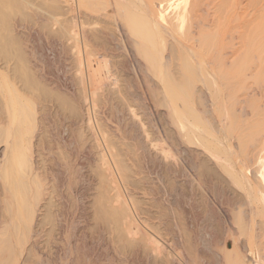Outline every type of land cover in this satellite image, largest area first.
Returning a JSON list of instances; mask_svg holds the SVG:
<instances>
[{
    "label": "rangeland",
    "instance_id": "rangeland-1",
    "mask_svg": "<svg viewBox=\"0 0 264 264\" xmlns=\"http://www.w3.org/2000/svg\"><path fill=\"white\" fill-rule=\"evenodd\" d=\"M2 1L0 0V172L2 175L1 166L4 167L11 153L10 143L13 139L8 133L22 132L21 145L26 154V163L29 164H26L24 174L26 172L29 173L28 176L31 175L29 179L24 176V183L28 180L26 184L30 185L33 177L35 183L36 179L40 181L38 186L39 183L43 184V189L37 187L38 191L33 190L32 186L37 185L34 182L29 187V193L31 189L34 192L29 194V197H34L29 199V209L33 214L29 225L32 224L30 227L33 230L30 232L35 234L29 233L28 237L25 236V226L16 222V219L14 221L20 226L12 224L13 227H10L6 223L3 224L8 220V216L4 214L5 206L10 204L6 199L12 196L13 192L0 175V195L4 197L0 196V264H15L16 261L17 264H172L170 259L175 257L177 264H190L181 260L180 254L183 250L190 251L198 264H215L214 251L225 248V241H234L238 236L230 224V228L227 226L226 217L230 212H236L241 199L240 190L227 175L221 174L222 170L216 166V160L208 150L192 143L185 144L172 112V108L182 110V100H176L175 105L171 102L173 106L169 103L171 99L163 93L158 74L148 59L137 51V57L147 69L145 70L130 57V45L125 33L142 46L146 45L145 42L128 31L123 19H116L118 13L113 14L112 9L104 4V0H80L79 5H76V1L73 8L68 3L69 0ZM144 2L145 5H154V11L150 12H160L156 11L157 7L159 10L165 8L161 10L165 14H159L162 22L168 24H164L167 29L163 34L171 35L174 32V36L172 34L173 38L167 40V37L171 36L165 34L164 48L171 47L177 53L185 45L188 49L194 47L199 50L184 34V26L188 30L187 8H194L193 0L181 2L185 10L180 2V6L175 3L173 9L169 0ZM166 2L169 5H166ZM206 2L209 6H202L210 13L207 20L211 17L209 21L212 24L218 23L222 14V2ZM82 3L83 5H80ZM146 11L151 15L147 9L144 10V15ZM180 11H184L183 14ZM147 17L151 19L153 16ZM179 17L185 20L182 21L183 29L180 26L182 24L178 25ZM168 19L169 22L166 23ZM74 21L77 22L76 32L71 30ZM121 23L122 26L118 25ZM172 24L177 25L171 27ZM178 26L182 33L178 31ZM178 32L182 36H179ZM177 36L182 37L183 41ZM174 37H177L176 42ZM170 40L174 42L169 43ZM85 43L86 49L83 48ZM140 49L139 47L138 50ZM194 49V53L204 61L207 55H211V59L209 56L208 58L212 61L221 57L220 52L216 55V51H221V48H214L215 51L210 48L213 53L209 52V47V50L200 47L197 52ZM161 51L164 56L169 53V49ZM173 51L167 56H172ZM199 52H202V55ZM173 55V58L176 57L174 53ZM209 59L206 61H210ZM222 61L220 63H223ZM173 62H170L166 71L172 75L174 82L180 80L181 83L180 60ZM213 62H208L210 67L215 64V70L222 74L221 78L219 72L216 74L214 71L210 74L213 80L210 77L208 79L212 80L213 85L217 80V93L216 90L213 91L215 86L209 82L203 83V80L200 84V78H197L200 82L197 79L193 82L194 90L188 103L194 101L190 106L199 117L204 112V125L216 126L213 133L217 138L229 141L231 149L235 142V145L238 144V147L232 149L233 152H238L237 166L242 167L247 177L253 181V155L257 145L254 129L236 117V104H233L236 103V94L230 92L232 98L229 94V91H232L231 86L235 88L236 82L233 67L228 73L227 66L228 70H224V63L222 70L218 62ZM219 77L221 81H226L227 85L229 83L230 88H225L223 83L219 82ZM202 86H205L206 95L200 92ZM220 87L224 88H221L222 93ZM17 102L19 107L21 106L18 110ZM213 102L218 104L219 110ZM214 115L217 118L219 116L218 120ZM9 116L10 119L7 120ZM220 119L221 132L217 129ZM105 141L112 146L111 153H116L112 160L115 154H108L111 148L108 151L107 146H111ZM181 143L182 146L189 147L188 151L182 148ZM118 159L121 161H118L120 166L127 170V180L123 179L121 174L117 175L119 169L113 161ZM105 162L112 168L121 197L126 201L127 213L124 206L119 207V203L115 201L117 191L112 188L111 178L105 172ZM38 193H41L42 197L35 198L34 194ZM34 201L39 204L35 205ZM2 207L4 208L1 209ZM127 215L133 218L129 219ZM56 219L61 220L64 226L63 239L59 235V238L55 236L57 231L53 223ZM131 220L141 228V233L136 234L138 231L131 225ZM12 228H15V231ZM229 236L232 237L231 240ZM150 239H154L155 243L150 242L154 241ZM13 245L16 248H13ZM54 245L60 246L58 253L54 251ZM157 245L162 248L159 249ZM155 246L159 251H156ZM166 253L173 257L169 258L171 256H166Z\"/></svg>",
    "mask_w": 264,
    "mask_h": 264
},
{
    "label": "bare ground",
    "instance_id": "bare-ground-1",
    "mask_svg": "<svg viewBox=\"0 0 264 264\" xmlns=\"http://www.w3.org/2000/svg\"><path fill=\"white\" fill-rule=\"evenodd\" d=\"M76 1L78 3L76 5H79V2L81 3L80 0H69L68 3L71 4L70 6H72V8H73V5L75 4ZM169 1H171L169 3L172 6V9H173V6L175 3L178 5V7L180 6L179 4L181 2L183 3V0L182 1L181 0H169ZM206 1L207 0H193L194 8H192V6L191 7L188 6L190 8V9L187 8V10H189L187 13H190V14L187 15V13H186V17L188 18L187 23H186L188 30H187V28L185 29V26L182 24L183 23L182 21H185L182 19V17H179V20L177 22H178V25L182 24V25H180V26H182V29L184 26V34H186V36H188L190 38V40L196 46H198L197 48H199V50H196V48L194 49V47L193 48L191 47L192 49L195 50V52L200 51V47L201 48L203 47L204 49L205 48L208 49V47H209V49L213 48V50H214V48H215V50H218L221 48V51L220 50L218 52L216 51V55H219L221 53L220 54L221 57H219V58H221L220 61L223 60L222 62L224 63V66H225L224 70L226 71L229 69L228 73H230V68L233 67L235 69L233 71V68H232V72L236 78V82L233 81L235 83V85L232 82L235 88H233V86H231L232 91L224 90V92L229 91V94H230V92L232 94H236V98H235L236 103L233 102V104H236V107H235L236 108V117H238L241 120L240 122L243 121L244 123L249 124L254 129V132H255L254 134H255L256 139H257V140L255 139V142L257 143V145L254 147V155H253V159H254L253 160V174H254V180L253 181L247 177V175L244 173V170L242 169V167L238 168V166H237L236 158H237L238 152H236L237 150H235L233 152L232 149L234 147H236L238 144L235 145V143H236L235 142L233 145V148L231 149L230 147H232V146H230L231 144H228L229 141L227 142L223 138H217L216 135L213 133V131L216 130V128H215L216 126L214 124H217L215 122H216V119L218 120L219 116L217 118L216 115H214V117H216V119L214 120L215 122L213 124L215 127L212 125L214 127V129H213V127H209V126L203 124L204 119L202 118V116H203L204 112L201 113L200 115H202V116L199 117L196 114L195 110L192 108V106H190L193 104L194 101L190 102V104L188 103L189 100L191 99V95H192L193 90H194L193 89L194 88L193 82L197 78H200L199 80L201 82L197 79L200 82V84L202 83V80H203V83L205 81L207 83L209 82L210 85H213V83H211V81L213 79L210 77L211 76L210 74L211 73L213 74L214 71H216V74H217V72H219L218 73L219 75L221 74L219 70H215V69H217L216 68L217 66L216 67L214 66L215 64L212 65V67H210L211 66L210 63H212L213 61L216 62L218 60L217 62L220 65L219 68L221 67L220 69L223 70V68H222V67H224L223 63H220L218 56H217L218 59L215 60L216 58H214V56L212 55V57L214 58L213 61L210 60L211 55L210 56L207 55V57H204V59L206 58L207 60L210 58L209 59L210 61H208L210 63H208L206 61V59L204 61L203 58H201V56L196 55L192 49H188V47H185L186 45L182 46V47L180 46L182 50L178 51V53L176 51H175L176 52L175 53L173 51V48L171 49V47L170 48H164L163 47L164 36L166 37L167 34L165 33L166 34L165 35V34H163V32L167 29V28L165 29V27L168 26V24L166 25L165 23L162 22V18L159 14L165 8L163 10L161 9L162 11L159 10L157 7L159 4L156 6L157 8H155L156 11H160L157 13L150 12V11H154L153 10L154 5L153 6L145 5L146 3L144 2V0H143V2H142V0H104V2H105L104 4H107L109 6V9H112V13L114 12L113 14L118 13V16L116 19H123V21L125 22L124 25L127 27L128 31L131 32L135 37L144 41L146 44L145 46H142L141 43H139L136 39L131 37L126 32L125 35H127L128 41H129L128 43L130 45L129 46L130 48L128 47L129 48L128 52L130 53L129 54L130 57H133L132 59H134V61H136V64L138 66H140V68L141 67L144 68L143 67L144 65H141L142 63L140 62L139 58L137 57L138 52L143 57H145V59H148L149 63L155 69V72L158 74L160 84L162 85L163 93L165 95H168V97H170L169 100L171 99L169 101L170 104L172 102V104L175 105L176 100H182L183 106L181 107L182 108L181 111H179L178 109H173L172 107H170V104H167V105H169V107L172 108L174 121L177 123V125H178V127L182 133V138L185 139L184 142L186 141L185 144L192 143V144H195V145H198V146L204 148V150L205 149L208 150V152H210L212 157L216 160V163H217L216 166H219L220 169L223 171V172L220 171L221 174L224 173L223 175H227V177H229V179L232 181L234 186L240 190L239 193H240L241 199L239 200V205H238L237 209H235L236 212H232V214L230 212L229 214H227V217H226V220L228 223L227 226L230 224V227H232L233 230H235L237 232L238 238L235 237L236 235H234L236 240L232 241L231 240L232 237L229 236L231 241H229V242L225 241V243H224V245L226 244L225 248L224 247H223V249L219 248V250L214 251V255L216 257L215 264H264V0H220V2H222L221 11H220L222 13L221 19L218 20L217 21L218 23H215V24L214 23L212 24V22H210L211 17L209 18L210 21L207 20V17L210 13L202 6V5H204V6L208 5ZM216 1L214 0V2H216ZM4 2L6 3V1H4ZM150 2H152V1H150ZM182 3H181V7L183 8ZM167 4H168V2H166V5ZM80 5H83V3ZM155 5H156V3H155ZM160 5H161V3H160ZM160 7L161 6H159V8ZM168 8H170V6H168ZM145 9H147L148 12L151 13V15L153 16L152 18L150 17L151 19H149L147 17V16H151V15L147 14V11H146L147 16L144 15ZM172 9H171V11H173ZM183 9H181V10H183ZM207 9L209 10V8H207ZM177 12H176V14H177ZM182 12H184V11H182ZM182 12L180 11V13H182ZM162 13H161V15L165 14V13H163V14ZM113 14H112V16H114ZM176 14H175V17H177ZM119 15H120V17H119ZM170 15L168 16L169 18H170ZM213 15H214V13H213ZM214 16H216V15H214ZM180 19H182L181 23H179ZM176 20H177V18H176ZM113 21H115V20L113 19ZM116 22H117V20H116ZM161 22H162V24H161ZM165 22H166V20H165ZM168 22H169V19L166 23H168ZM122 24L123 23L118 24V25L122 26ZM76 25H77V22L74 21V24L72 23V27H71V30L73 32H76V27H77ZM176 25L177 24H175V26ZM115 26H117V25H115ZM173 26L174 25L172 24L171 27H173ZM180 26H178L179 32H181ZM123 29H125V28H123ZM168 29L170 30V27ZM186 30L188 31V33L185 32ZM170 31L172 32V30H170ZM179 32H178V35H179ZM168 33H170V32H168ZM173 33H171V35L168 34L171 37H167V40H168V38H171V39L173 38L172 37ZM122 35H124V34H122ZM173 36H174V34H173ZM179 36H182V34ZM179 36H177L178 39L180 38ZM177 37H174L173 40H175ZM181 38H180V40L183 39V38L182 39ZM186 40H187V38H186ZM172 41L170 40L168 42L170 43ZM175 42H176V40H175ZM86 43L88 44V40L86 41ZM86 43L83 45L84 49L87 48ZM128 43H126V44H128ZM183 43H181V44H183ZM184 44H186V42ZM178 45H180V42ZM190 45L192 46V43ZM218 46H220V47L217 48ZM139 47L141 48L140 51L138 50ZM162 49L163 50L169 49V53H171L170 51H173L171 55L174 56L173 55V53H174L176 56V57H174L175 59L170 55L167 56L169 53L167 55L165 54V56L162 55V53H163V51H161ZM211 49L209 50V52L213 51ZM205 52H207V51H205ZM209 52H207V53H209ZM200 54L202 55V52ZM205 55H203V56H205ZM214 55H215V52H214ZM216 55H215V57H216ZM208 56H209V58H208ZM176 58L180 60V69H182V71L180 70L182 72L181 83L179 82L180 80L178 82H174L172 79V75L166 71L167 66H170L169 65L170 62L177 60ZM141 60H142V58H141ZM145 61H147V60H145ZM205 62H207V63H205ZM150 64H148V65H150ZM173 64H174V62H173ZM221 64H222V66H221ZM174 65H176V64H174ZM226 66L228 67V69ZM144 69L147 70L146 68H144ZM139 70H141V69H139ZM169 70H170V68H169ZM147 72L148 71H146L144 73H147ZM96 74L98 75L97 71H96ZM216 74H214V75L216 76ZM143 75H145V74H143ZM219 75H217V77ZM221 75H220V77H221ZM224 75L225 74H223V76ZM209 77L212 79L211 81L208 80ZM220 77H219V82L221 81ZM6 79H7V77H6ZM232 79H233V77H232ZM10 81H11V79H10ZM8 83H9V81H8ZM216 83H217V80H216ZM216 83L214 82L213 86H215ZM221 83H223L222 85H224L225 88H226V86L227 87L230 86L229 83H228V85L226 84V81L223 82V80H222ZM13 85H15V84H13ZM13 85H12V87H13ZM10 86H11V84H10ZM217 86H219V85H217ZM217 86H215L213 88L214 89L213 91L215 92V90H216V93H217V88H216ZM220 86H221V84H220ZM221 88H223V87H220V89ZM151 89H152V87H151ZM233 89H235L236 91H234ZM11 90H12V88H11ZM152 91H153V89H152ZM204 91H205V86H202V90L200 91L201 94ZM12 92L14 93V91H12ZM222 92H223V90L221 89L220 93H222ZM233 92H235V93H233ZM16 93H17V91H16ZM218 93H219V91H218ZM1 94H2V92H1ZM203 94H205V92ZM197 95H195V96H197ZM230 96L232 98L231 94H230ZM0 97H2V95ZM8 97H7V100H8ZM14 97H15V93H14ZM200 97H201V95H200ZM233 97H234V95H233ZM2 99H4V98H2ZM166 99H168V98H166ZM194 99H192V100H194ZM221 99H224V98H221ZM216 101H219V100H216ZM8 102H10V101H8ZM18 104L19 103L17 102V110H18V108L20 109V107H21V106L19 107ZM214 104L216 106L218 105L216 103H214ZM5 108H6V104H5ZM22 108H24V107L22 106ZM88 108H89V106H88ZM217 108H218V106H217ZM6 109H8V108H6ZM219 109L220 108H218V110ZM203 111H204V109H203ZM4 112H3V114L5 115ZM234 114H235V112H234ZM222 117L223 116H221V119L224 120ZM9 119H10V116L8 117L7 120H9ZM221 119L218 121V124H217L218 128L217 129H219L222 125ZM206 121H208V120H206ZM4 122H5V120H4ZM5 123H7V122H5ZM225 124H229V123H225ZM12 126H11V128H12ZM175 126H176V124H175ZM225 127H226V125H225ZM225 127H222V128H225ZM220 129L218 131H220ZM218 131H216V132H218ZM178 133L181 134L180 132H178ZM8 134L10 137L12 136V139H13L12 142L10 143L11 153H10V155H8L10 157H8V158L6 157L7 158L6 162L5 161H4L5 163L3 162L4 167L1 166V168H3V169H2V175H1V172H0V175L5 180V182H7L8 186L10 187V189L13 192V195L10 196L9 198H7L8 200L6 199V201L9 202L10 204H8L6 202L7 205L6 206L4 205L6 208V213L4 212V214H5V216L6 215L8 216V220L5 218L6 222L4 221L3 224L6 223V225L8 224L11 227L12 224L13 225L16 224V226H18L19 223H16V222H20V223H22L21 225L25 226V227H23V226L22 227L26 229L25 230L26 233L24 232L26 235L25 234L24 235L28 236L29 233L30 234L32 233L30 231L33 230V229H31L32 224L29 225L31 222L30 220L33 219V217H32L33 214L30 212L31 209H29L30 208L29 207V203H30L29 199L34 198L33 196L29 197L30 196L29 194H31V192L34 193L33 191H31L32 189L30 190V193H29V187L31 184H34L35 181H34L33 177H31V179L33 181H31L32 182L31 184L29 182L30 185H28V184H26V183H28V180L25 181L26 183H24V180H23V179H26L24 177L25 175H26V177H28V179L31 176V175L28 176L29 173L26 174V172L24 174V171L27 168L26 166L29 164L26 163L27 162L25 159L26 154H25V151L23 150V146L21 145V139L23 137V133L22 132H16L15 133V131H14L13 134L12 133L11 134L8 133ZM229 136H230V134L228 135V137ZM255 136H254V138H255ZM223 137H225V135ZM228 137L226 136L227 139H228ZM231 139H233V138H231ZM231 139H229V140H231ZM233 142H234V140H233ZM233 142L230 141V143H232V144H233ZM105 143H107V142L105 141ZM108 144L109 143H107V145ZM181 146H182V143H181ZM107 148H109L108 151H110V148H111L110 153L108 152V154H110V156H111V154L113 153L112 146L111 147L107 146ZM182 148H184L187 151L189 149V147L186 145L185 146L183 145ZM5 151H7V150H5ZM5 151H3V152L5 153ZM3 152H1V153L4 154ZM114 154H112L114 156H112L113 158H111V160L115 158L116 153H114ZM118 161L121 162L119 159L113 161L115 163V165H117L115 167L116 168L118 167L117 169H119L118 170L119 173L117 175L121 174V177L123 179L127 180L126 179L127 178V176H126L127 170L124 166L123 167L125 169H123L120 166V163ZM0 162H2V160ZM1 165H3V164H1ZM30 167H31V165H30ZM28 169L31 170V168H28ZM104 169H105V172H107L108 176L111 178L110 184H112V188L117 191V193H116L117 195L115 194V196H116L115 201H117L119 204H121V205L118 204L119 207L124 206L123 207L124 211H125V213H127L128 211L126 212L127 209H125V207H127L126 206L127 204H126V201L121 197L122 195L119 191V188L117 187L118 185L116 184V180H115V177L113 175L112 168L110 166H108V164L105 162V168ZM33 171H34V169H33ZM118 171H116V172H118ZM30 174H31V172H30ZM35 175H36V173H35ZM33 176H34V172H33ZM39 178H40V176H39ZM49 179H50V177H49ZM36 181H37V183H35V185L36 184L37 185L35 186L36 188L33 187L34 185L32 186V188H34L33 190L38 191L37 187H38V189H40V188L43 189L41 187V186H43V184L40 185V183H39V186H38V182H40V181H38L37 179H36ZM125 182H127V181H125ZM42 183H43V180H42ZM10 189L8 188L9 191H10ZM40 190H39V192H40ZM42 191H41V193L43 194L44 191L43 192ZM4 193H5V191H4ZM40 194L39 193L34 194L35 198H38L39 196L42 197V194L41 195ZM7 196H8V194L6 195V197ZM1 197H3V196H1ZM10 198H13L12 200L16 201V203L13 202ZM30 200H32V199H30ZM0 202H2V201H0ZM34 202H32L31 204L32 205H34V204L38 205L39 204V203L36 204V202L35 203ZM37 202H39V201H37ZM11 203H13L15 206L14 205L12 206ZM34 206H31L32 209H36ZM3 208L4 207H2L1 209H3ZM129 213H130V210H129ZM132 218H131V216L129 217V219H132ZM14 219H16L17 221L15 222ZM134 222H133V220H131L130 223H132L131 225L132 226L134 225L133 228L136 229V231H138V232L135 231L136 234L139 232L141 233V231H140L141 228H139V226L136 224V222L135 223ZM24 223H25V225H24ZM53 224H55V225H53V227L55 226V229L57 231V234L55 233L56 234L55 236L57 237V235H59L60 238L63 239L65 232H64V226H63L61 220L56 219V222ZM5 227H7V226H5ZM5 229H4V231H5ZM0 230H1V228H0ZM13 230L15 231V228ZM13 230L11 231V233L13 232ZM233 230H231V231H233ZM225 232H224V234H225ZM20 234H22V233H20ZM17 235H19V233ZM59 236L57 238H59ZM15 238H17V237H15ZM19 238H20V236H19ZM19 238H17V239H19ZM145 238L148 239V237H146V236H145ZM20 239L22 240V238H20ZM21 240H20V242H21ZM150 240H154V239H150ZM221 240H222V238H221ZM237 240H238V242H237ZM162 241H164V240H162ZM150 242L155 243V240L150 241ZM165 242L166 241H164V243ZM152 243H151V245H152ZM156 243H158V242L156 241ZM164 243L162 244L163 246H164ZM222 243H223V241H222ZM15 245H13V248L15 247ZM34 245L35 244H33V246ZM215 245H217L216 242H215ZM16 247H18V244ZM153 247H154V244H153ZM158 247H159V249H160V247L162 248V246H158ZM158 247H156V251H159ZM172 247L174 248V246H172ZM173 248H172V250H173ZM54 249H55L54 251H56V253H58V251H60V246L54 245ZM18 250L19 249H17V251ZM186 250H188V248ZM11 252H12V249H11ZM18 253H19V251H18ZM176 253H178V252H176ZM166 254H165L166 256L170 255L169 253H166ZM18 255H20V254H18ZM170 256L171 257H169V256L168 257L169 258L173 257L172 255H170ZM180 256L182 258V259L181 258L180 259L186 263L198 264L196 259L193 256V254H191L190 251L183 250L181 252ZM13 257H14V255H13ZM168 257H166V258H168ZM175 258H173L172 260L170 259V262H172V264L178 263V262H176L178 260H175ZM11 259H13V258L11 257ZM15 260H16V258H15ZM16 262H15V264H17Z\"/></svg>",
    "mask_w": 264,
    "mask_h": 264
}]
</instances>
